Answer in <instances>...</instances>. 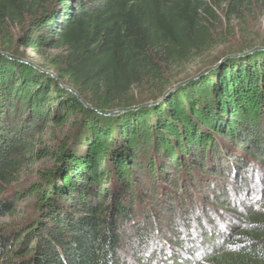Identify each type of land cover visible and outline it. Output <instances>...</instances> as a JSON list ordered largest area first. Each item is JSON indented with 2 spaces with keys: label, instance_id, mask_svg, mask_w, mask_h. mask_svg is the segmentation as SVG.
I'll use <instances>...</instances> for the list:
<instances>
[{
  "label": "trees",
  "instance_id": "obj_1",
  "mask_svg": "<svg viewBox=\"0 0 264 264\" xmlns=\"http://www.w3.org/2000/svg\"><path fill=\"white\" fill-rule=\"evenodd\" d=\"M254 2L0 0V264H264V51L168 76Z\"/></svg>",
  "mask_w": 264,
  "mask_h": 264
},
{
  "label": "rangeland",
  "instance_id": "obj_2",
  "mask_svg": "<svg viewBox=\"0 0 264 264\" xmlns=\"http://www.w3.org/2000/svg\"><path fill=\"white\" fill-rule=\"evenodd\" d=\"M250 13L244 16L243 21H234L232 26L224 32L226 35H221V40L217 46L210 51H207L200 58H196L183 68H175L168 73L174 80L184 79L196 72H200L207 64L213 63L216 58L222 54H233L240 52L248 44L252 46H261L264 44V5L254 2L251 6ZM11 48L15 54L24 62H32L40 68H44V60L46 54H53L55 51L45 50L41 53L34 52L20 45L17 41V28H11ZM177 72V73H176ZM176 73V74H175Z\"/></svg>",
  "mask_w": 264,
  "mask_h": 264
},
{
  "label": "water",
  "instance_id": "obj_3",
  "mask_svg": "<svg viewBox=\"0 0 264 264\" xmlns=\"http://www.w3.org/2000/svg\"><path fill=\"white\" fill-rule=\"evenodd\" d=\"M258 51H264V46H254V47L246 49L245 51H241V52H237V53H233V54L222 55V56L218 57L216 61H214L213 63L209 64V66L207 65V67L203 68L201 70V72L197 75V77L208 74L214 68H217L220 64L226 62L229 59L243 57V56L250 55L252 53L258 52ZM195 78H196V76H192L189 79H195ZM182 85H184V82H180V84H176L175 83V84L171 85L169 87V89L165 92V94L163 96L159 97L157 100H155L153 102H149L147 104H144L143 106H140V107H137V108H131V109H140V108H145V107H150L152 105H156L159 102H161L167 95H169L173 91L177 90ZM125 111L126 110H119V111L114 110L111 113H108V115L124 113Z\"/></svg>",
  "mask_w": 264,
  "mask_h": 264
}]
</instances>
